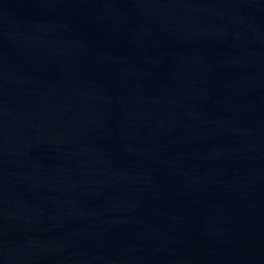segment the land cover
<instances>
[{"label": "water", "instance_id": "water-1", "mask_svg": "<svg viewBox=\"0 0 264 264\" xmlns=\"http://www.w3.org/2000/svg\"><path fill=\"white\" fill-rule=\"evenodd\" d=\"M0 264H264V0H0Z\"/></svg>", "mask_w": 264, "mask_h": 264}]
</instances>
